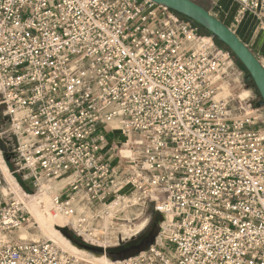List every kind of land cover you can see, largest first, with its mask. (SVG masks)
Returning a JSON list of instances; mask_svg holds the SVG:
<instances>
[{
	"label": "built area",
	"instance_id": "1",
	"mask_svg": "<svg viewBox=\"0 0 264 264\" xmlns=\"http://www.w3.org/2000/svg\"><path fill=\"white\" fill-rule=\"evenodd\" d=\"M235 1L234 25L249 16L264 35V0ZM228 57L151 0H0V135L35 189L19 197L0 169V264H84L17 234L40 227L26 201L39 193L105 250L150 202L171 216L157 244L114 264H264V106ZM114 122L128 138L117 164Z\"/></svg>",
	"mask_w": 264,
	"mask_h": 264
},
{
	"label": "water",
	"instance_id": "2",
	"mask_svg": "<svg viewBox=\"0 0 264 264\" xmlns=\"http://www.w3.org/2000/svg\"><path fill=\"white\" fill-rule=\"evenodd\" d=\"M158 4L164 5L172 11L186 17L200 28L204 29L208 35L224 43L236 58L244 65L248 74L245 83L253 81L260 99L256 102L257 106H264V65L255 55L253 50L224 22L214 16L208 9L194 0H151ZM0 149L7 155L9 148L6 141L0 135ZM163 219V215L160 216ZM162 227L160 221H156L150 232L137 244L127 248L117 250H105L90 246L73 239L71 236L64 234L73 245L85 249L96 255H102L108 252L109 255L123 256L137 253L143 249H148L159 236ZM141 230L137 232L133 239L140 236Z\"/></svg>",
	"mask_w": 264,
	"mask_h": 264
},
{
	"label": "rangeland",
	"instance_id": "3",
	"mask_svg": "<svg viewBox=\"0 0 264 264\" xmlns=\"http://www.w3.org/2000/svg\"><path fill=\"white\" fill-rule=\"evenodd\" d=\"M217 45H218V43H217ZM218 47H219V49H221L223 51H228L229 52L228 59L233 62L234 69H235L236 73L239 75L240 79L243 80V81H245V78H246V76L248 74L245 71V69L232 56V54L230 53L229 50H227V49H225V48H223V47H221L219 45H218ZM260 55H262V54L260 53ZM262 57H263V60H264V55ZM246 86L250 90V95L252 96L253 101L254 102H257L260 99V96H259L256 88L254 86L250 85V84H246ZM6 128H7V117L3 115V106L0 105V131L5 130ZM2 138L5 139V137H3V136H2ZM124 153H128V152H124ZM0 158H1V160L4 163L6 162V164H7L6 165L7 171H10L11 174L13 172L12 176H14L15 180L19 183V185L22 187V189L27 194H32L35 191V189H34L32 183L29 182V180H25V175L26 174L24 172H16V173H14L13 170H15L16 167L12 163L10 153H8L7 155H5L4 153H1V149H0ZM36 206H37V209L40 211V213L43 215V217L45 219V222H50L58 230V232H60L61 235L64 236V234H67V235L71 236L73 239L78 240L81 243L88 244V245L93 246V247L105 249L104 247H98L96 245L91 244L90 241L84 240L82 237H80L78 234H76L74 232V230L71 229V227H61V225H64L63 222L62 221H59L58 219H56V221H55V219L51 215L50 211L48 210L47 206H45V205H43L41 203H38ZM161 215H163V219L162 220H160V218H161L160 216ZM124 219H125L124 221H120L121 224H122L121 225L122 227H114L113 228L114 233L111 234L112 238H115L117 235H119L121 233L125 234L124 232L126 230H128V231H131L133 229L136 230L135 228H137V227H135V226L137 225V223L139 221H142V220L147 219V226L144 227V229L140 233V236L137 237L136 239H133V238H131V239L130 238L129 239L128 238H125V240L123 241V243L121 245L117 244L118 243L117 242L115 247H107L106 248L107 250L123 249V248H127V247H130L132 245H135V244L139 243L150 232V230L152 229V227H153V225H154V223L156 221H160V225L162 226V223L161 222H163L164 220L167 219V214H162V213L156 211L154 209V204L152 202H150L149 205L147 204V207H146L145 211L143 212V215L140 216L139 219L135 220L130 215L124 216ZM138 224H140V222ZM123 226H125V228H123ZM130 226H132V227H130ZM117 231H119V232H117ZM162 231H163V229H162ZM22 232L27 234V236H26L27 239H35V240L49 239V238H47L44 235V230L42 228H40V227H25V228H21L19 231H17V234L20 236V234ZM31 234H32V236H31ZM49 240H52V239H49ZM114 242H116V241H114ZM155 242H156V239H155V241L153 243H155ZM82 261L84 262V264H89L85 260H82Z\"/></svg>",
	"mask_w": 264,
	"mask_h": 264
},
{
	"label": "bare ground",
	"instance_id": "4",
	"mask_svg": "<svg viewBox=\"0 0 264 264\" xmlns=\"http://www.w3.org/2000/svg\"><path fill=\"white\" fill-rule=\"evenodd\" d=\"M116 127H118L117 130L119 129L118 132H122V130L120 128V125H117ZM0 169L2 170L3 174L5 175V177L7 179V182L9 184L10 188L12 189V191H14L19 197L24 198L25 197V194L23 192L24 190L19 185V183L15 180L14 176H12L11 172L7 171L6 163H4L1 160V158H0ZM66 182H67V179L60 180L58 183L55 184L54 189L55 190H59L61 187H63L66 184ZM26 201H27V203L29 205V208H30V211L32 212L33 217L39 223L40 228H42L44 230V235L47 238L52 239L57 244H59L65 251L70 252L71 254L75 255L76 257H78V258H80L82 260H85L89 264L122 263V262H124V261H126V260H128L130 258H134V257L144 253L147 250V249H143V250H141V251H139L137 253H133V254H130V255H123V256L109 255L108 252H106V253H104L102 255H96V254H93L91 252H88L85 249H82V248H79V247L73 245L72 242L68 238H66L65 235H64L65 237L63 235H61L60 232H58V230L50 222H45V219H44L43 215L37 209L36 205L38 203H41V204L47 206V208L49 210L50 201H49V196H48L47 193L36 194L35 196H31L30 198H28ZM50 213L53 216V218L55 219V221H56V219H58L59 221H62L63 224L66 223L67 220L63 216L54 215L52 212H50ZM170 218H171V216L169 214H167V219L164 220L163 222H161L162 223L161 227H165L166 224H167V221ZM123 228H125V226H123ZM141 229H142V227H141ZM141 229L139 227V230L137 232H139ZM132 231L133 230H131V231L126 230L124 232L125 235H127V238L131 236ZM117 232H119V231H117ZM134 235H132L131 237H134ZM26 236H27L26 233L22 232L20 234L21 238H26ZM31 236H32V234H31ZM161 236L162 235H159L156 238V242L153 243L152 245L157 244L160 241Z\"/></svg>",
	"mask_w": 264,
	"mask_h": 264
},
{
	"label": "crops",
	"instance_id": "5",
	"mask_svg": "<svg viewBox=\"0 0 264 264\" xmlns=\"http://www.w3.org/2000/svg\"><path fill=\"white\" fill-rule=\"evenodd\" d=\"M208 9L214 16L234 29L236 34L255 52L264 55V35L256 29L254 20L246 16L239 25H234V18L237 12L235 0H194ZM264 62V60H263ZM117 123L114 122L108 127V149L110 160L113 164L123 162L121 158L126 152L125 143L128 138L118 132L117 128L112 130Z\"/></svg>",
	"mask_w": 264,
	"mask_h": 264
},
{
	"label": "trees",
	"instance_id": "6",
	"mask_svg": "<svg viewBox=\"0 0 264 264\" xmlns=\"http://www.w3.org/2000/svg\"><path fill=\"white\" fill-rule=\"evenodd\" d=\"M180 15V14H179ZM182 18H184V19H187L186 17H184V16H182V15H180ZM195 24V23H194ZM196 25V24H195ZM196 26H198V25H196ZM199 27V26H198ZM199 29H200V32H202V33H204V34H207L206 33V31L204 30V29H202V28H200L199 27ZM216 42L218 43V45L219 46H221V47H223V48H225V49H227V50H229L228 49V47L224 44V43H222V42H220V41H218V40H216ZM230 51V53L232 54V56L238 61V63L245 69V71L248 73V71L246 70V68L244 67V65L236 58V56L231 52V50H229ZM249 84L250 85H252V86H254L255 87V85H254V83H253V81H250L249 82ZM256 88V87H255ZM257 90V89H256ZM258 92V91H257ZM259 94V93H258ZM260 96V95H259Z\"/></svg>",
	"mask_w": 264,
	"mask_h": 264
}]
</instances>
